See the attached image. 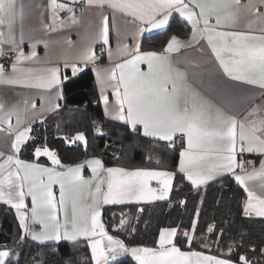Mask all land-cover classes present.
Segmentation results:
<instances>
[{"label":"snow or ice","instance_id":"snow-or-ice-1","mask_svg":"<svg viewBox=\"0 0 264 264\" xmlns=\"http://www.w3.org/2000/svg\"><path fill=\"white\" fill-rule=\"evenodd\" d=\"M89 5L109 7L114 12L131 17V23L138 25V33L152 29H164L169 24L173 13L191 25V40L181 41L171 36L166 48L161 52L140 51L139 43L129 53L130 58L117 64L108 74L116 101L115 119L131 125L143 126L147 137H158L175 146L179 136L186 141V147L179 153L178 172L197 189L201 185L231 173L235 181L244 189L246 216L255 214L264 217V196L258 195L248 187V182L256 178L264 180V159L259 168L254 161H248L252 170L248 171L245 161L238 159L242 154H255L264 157V105H256L246 110L243 119L225 110L223 105L202 95L188 84L186 75L174 66L170 56L182 47L191 46V42L206 40L219 65L234 81L248 85H257L264 89V33L253 35L239 31H226L235 25L242 7L240 0H87ZM76 0L70 3H58L51 0L53 17L58 10L70 13L72 23H78L74 9ZM264 3V0H262ZM249 11L259 9L249 3ZM24 5L18 0H0V55L5 44L12 46L15 61L6 67L0 63V83L21 85L23 87L44 88L51 91L60 85L61 69L59 67L36 69L24 67L25 61H34L37 52L26 55L20 50L15 34V25L22 21ZM214 21V22H213ZM6 29V32L4 31ZM22 40V34H21ZM103 45L109 44L108 18L104 17L103 26L98 37ZM128 50V45H123ZM111 49L108 57L111 59ZM97 59L91 47L82 55L84 63ZM146 64L147 70H141ZM73 75L78 68L75 63L68 64ZM99 79V73H97ZM64 80L68 77L65 75ZM227 102L233 105L245 104L243 97H231L227 93ZM57 98H61L57 95ZM107 111L109 99L103 95ZM27 112L28 102H24ZM35 108V105H31ZM53 110L59 104L52 102ZM16 117L15 125L12 117ZM25 124L19 110L13 106L5 110L0 104V128L14 133L13 153L0 152V203L15 210L19 226L26 236L34 241H68L79 244L88 242L95 264H109L122 255H130L138 264H252L246 254L233 257V249L217 255H205L201 251H182L175 242L178 230L165 228L159 233L158 247L129 248L120 239L109 235L101 222L102 206L131 202L164 200L172 190L176 175L172 171L136 169L129 171L121 167L105 168L101 159L93 158L75 166H64L58 154L44 143L33 148L36 158L47 157L54 167H45L19 158L21 147L34 137L30 125ZM86 142L83 133H77L74 139ZM91 169L92 175L85 178L83 169ZM62 170H57V169ZM239 169V173L237 172ZM150 181H157L160 187L153 188ZM58 185V195L54 186ZM30 197L31 207L26 203ZM181 203H184L183 201ZM142 211V209H141ZM198 221L199 210L194 213ZM127 222L122 218L120 227ZM34 225L40 226L36 231ZM134 231V230H133ZM214 228L209 227L208 232ZM189 248L195 239V223L189 231L182 233ZM255 251V249H251ZM264 252V249H262ZM20 259L19 253L11 249L0 250V264H14Z\"/></svg>","mask_w":264,"mask_h":264},{"label":"trees","instance_id":"trees-1","mask_svg":"<svg viewBox=\"0 0 264 264\" xmlns=\"http://www.w3.org/2000/svg\"><path fill=\"white\" fill-rule=\"evenodd\" d=\"M187 34L189 28L175 16L167 29L145 36L142 47L161 52L171 36ZM67 77L61 85L59 108L30 125V136L34 140L27 141L22 147L19 153L21 159L48 163L46 157L36 158L33 155V148L44 143L58 154L64 166L100 158L107 166L119 165L130 169L164 166L175 169V183L169 199L103 206L101 217L109 235L122 240L128 247L154 246L160 231L177 227L176 243L189 248L182 233L189 231L195 223V239L191 248L220 256L231 246L233 257L246 254L252 264H264V217L245 215L243 203L246 193L232 176L218 178L204 190L195 189L177 171L180 147L148 139L127 124L106 120L89 68ZM77 133H83L86 142L69 143L65 139H74ZM198 204L197 221L194 213ZM122 218L127 223L120 227ZM210 226L214 228L211 233L208 232ZM204 236L210 241L208 246L196 239ZM5 248L19 253L20 259L14 264H94L86 242L41 244L30 240L23 234L15 210L0 203V250ZM110 264H134V261L126 256Z\"/></svg>","mask_w":264,"mask_h":264},{"label":"crops","instance_id":"crops-1","mask_svg":"<svg viewBox=\"0 0 264 264\" xmlns=\"http://www.w3.org/2000/svg\"><path fill=\"white\" fill-rule=\"evenodd\" d=\"M57 2L70 3V0H57ZM240 3L242 7L239 11L235 25L231 28L223 29V30L239 31V32L250 33L253 35H260L264 33V3H262V0H251V3L256 5L261 15H258L257 12L254 10L249 11L247 7H243L249 3V0H240ZM18 4L24 5L23 19L22 21L20 20L17 21L14 29L16 38L20 42L19 43L20 50H22L26 55L30 54L33 51V49L37 52V58L34 61H25L23 66L32 67L36 69L59 67L61 69L62 81L64 80L63 77L65 75L66 76L73 75L71 71V67H65V62H68L69 65L73 63L77 65L78 71L76 75L82 72L84 69L89 68L90 73L94 77V82H95L94 89L96 91L97 99L101 106L105 119L121 124H127L130 127H131L130 124L125 123L123 121H119L114 118L116 114V101H115V96L113 94L112 84H114L115 82L108 81L107 77L109 72L115 69V66L117 64L123 63L126 59L130 58L129 53H131V51L135 48L137 43H139L140 45L141 52L153 51L149 49L146 50L142 47L145 36L150 34H156L158 32L167 29L172 19L175 16L179 20L181 19V21H183V24L187 25V27L189 28V34L180 35V36L173 35V36H177L181 41L184 42H189L191 40V25L186 21H184V19L180 17L178 13L172 14L169 20V24L168 26H166V28L152 29L150 31L144 32L143 35H140L137 30L139 22L133 24L131 23L132 20L131 17H128L119 12H114V10H112L107 6L101 8L96 6L95 4L89 5L87 0H76V3L74 5H71L74 9V15L78 21V23L75 24L71 22L70 20L71 14L68 13L66 10H58L56 17L54 18L50 6L51 0H18ZM104 17L108 18V27H109L108 45H103L101 42L98 41V37L104 22ZM4 31L6 32V29H4ZM21 34H22V40H21ZM125 44L128 45L127 51L123 50V45ZM90 47L94 49L97 59L95 60V62L84 63L81 60V57ZM109 48L111 49V53H112L111 59H109L108 57ZM3 51L4 53L6 52L12 53V46L5 44L3 46ZM101 51L104 52L103 55L100 53ZM170 56L173 60L174 66L186 75L187 82L189 85H191L192 88L200 92L202 95L212 99L214 102L223 105L226 111L236 114L238 119H243V116L246 115V110H251V108L255 107L256 105H264V89L259 88L257 85H248L240 81H234L226 74H224L222 67L219 65V62L215 58L214 53H212L210 46L207 45L206 40H201L198 43L191 42V46L182 47L178 52L171 53ZM14 61H15V55H14ZM141 70L143 71L147 70L146 64H141ZM97 73H99V79ZM62 83L56 87H53L51 91H47L44 88L23 87L21 85L0 83V104L4 105L5 110L11 109L13 106H15L19 110L21 118L24 119L25 121V124L21 126L23 128L25 126L31 125L34 121L45 117L50 112H53L54 110L51 107L52 102L58 103L59 106L61 105ZM222 93H227L231 97H243L246 99V103L237 104V105L230 104L227 102L226 96L223 95ZM102 94L107 95L109 99L107 111L105 109V104L103 102ZM57 95L61 98H57ZM25 101L28 102V108L26 113L24 111ZM32 104L35 105V108L31 107ZM11 119L13 125H15L16 117L13 116ZM6 128L7 125H3L2 128H0V152L7 155L13 153L12 145L14 142L15 134L3 130ZM134 130L136 132L139 131V133L142 136L148 139L162 141L158 137L145 136L143 134L142 125L138 124ZM164 143H168V142H164ZM185 147H186V141L184 142L183 146L180 147L181 149L179 153L182 152ZM247 158H249L250 161L255 162L256 168H259L261 159H264V157H261L259 155L247 154V153L238 156V159H243L245 161V167L248 171H251L252 168L250 165L247 164L248 162ZM90 159H87L82 163H85ZM178 161H179V157H178ZM178 161H177V171H178ZM27 162L39 163L45 167H54L49 162V159H48V163L37 162V161H27ZM102 162L105 168H112V167L125 168L119 165L107 166L103 160ZM125 169L129 171L136 170L130 168H125ZM57 170H62V169L58 168ZM142 170L176 172L175 169H169L164 166L149 167ZM239 171L240 170L237 169L238 173ZM83 175L85 176V178L90 177L92 175L91 169L85 166V168L83 169ZM226 176H232V174L225 173L222 176H218L216 179ZM214 180L207 182V184L205 185H201L199 190L200 189L204 190L209 185V183H211ZM174 183H175V177L173 180L172 190L174 188ZM149 184L153 188L160 187L157 181H150ZM189 184L191 183L189 182ZM248 187L254 192H256L258 195L264 196V180L260 178L251 180L248 182ZM194 188L197 189L196 187ZM172 190L168 194V197L166 199L170 198ZM54 191L58 195V185L54 186ZM246 199L247 197L245 198L243 203L244 207H245ZM156 201H160V200L141 201L139 203H154ZM26 203H28V206L30 208L31 207L30 197L27 198ZM131 203H137V202H131ZM114 205H121V204H113L110 206H114ZM103 206H109V205H103ZM197 210H199V204L197 205L196 211ZM251 216H256V215L252 214ZM101 222L103 223L102 217H101ZM33 227L35 228L36 231L41 230L39 225H34ZM167 228H176L178 230L177 235L179 234V229L177 227H167ZM26 237L32 240L31 236H26ZM176 238H175V242H176ZM158 240H159V235H158ZM158 240H157V244L154 246L131 245L129 246V248L132 247L155 248L158 247ZM34 242L41 243L39 241H34ZM81 242H86L88 244V242L83 239L81 240ZM44 243H58V242L45 241L41 244ZM176 245L182 251L192 250V251L204 252L203 250L198 248H191V249L183 248L179 246L177 243ZM88 246L91 252L90 245L88 244ZM204 254L211 255L206 252H204ZM126 256H130V255H122L120 258H118V260L123 259ZM132 259L134 261V264H138V262L135 261L134 258ZM93 262L95 264L94 260ZM111 262L114 261H110L109 264Z\"/></svg>","mask_w":264,"mask_h":264},{"label":"built area","instance_id":"built-area-1","mask_svg":"<svg viewBox=\"0 0 264 264\" xmlns=\"http://www.w3.org/2000/svg\"><path fill=\"white\" fill-rule=\"evenodd\" d=\"M102 55L104 54L103 51L100 52ZM6 55H0V63L4 64L6 67L10 66L12 62H14V55L10 52H6ZM185 140H182L179 136L176 138L175 141V148L182 147ZM247 161H250L249 158H247Z\"/></svg>","mask_w":264,"mask_h":264},{"label":"rangeland","instance_id":"rangeland-1","mask_svg":"<svg viewBox=\"0 0 264 264\" xmlns=\"http://www.w3.org/2000/svg\"><path fill=\"white\" fill-rule=\"evenodd\" d=\"M47 158V157H46ZM48 159V158H47ZM49 162L51 163V161L49 160ZM190 230V229H189ZM195 230H196V228H195ZM184 232V231H183ZM196 239L197 240H202L203 241V244H205L206 243V245L208 246L209 244H210V241H208L207 239H206V237L204 236V237H196Z\"/></svg>","mask_w":264,"mask_h":264}]
</instances>
